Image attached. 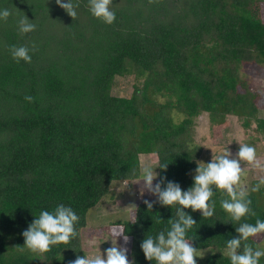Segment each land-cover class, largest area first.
Segmentation results:
<instances>
[{
  "label": "trees",
  "instance_id": "obj_1",
  "mask_svg": "<svg viewBox=\"0 0 264 264\" xmlns=\"http://www.w3.org/2000/svg\"><path fill=\"white\" fill-rule=\"evenodd\" d=\"M72 2L75 19L55 0H0V10L11 13L0 20V264H68L85 256L87 214L113 182L141 177L142 155L154 156L156 167L166 164L157 167V181L187 190L203 151L195 132L203 114L211 125L235 116L264 139L259 93L240 76L245 65L264 62V0H112V24L94 17L88 0ZM24 15L36 28L21 35ZM13 45L28 47L31 62L17 63ZM125 76L129 93L114 94ZM258 182L247 187L256 215L239 222L221 208L228 197L215 186L211 217L184 209L196 221L186 237L197 249L212 248L199 264H231L225 250L235 228L264 221V185L251 191ZM59 204L79 216L77 236L46 253L21 252L22 232ZM176 207L157 202L148 210L141 201L132 218L112 222L129 237L130 261L155 264L140 244L170 230ZM247 243L264 251L255 236Z\"/></svg>",
  "mask_w": 264,
  "mask_h": 264
},
{
  "label": "clouds",
  "instance_id": "obj_2",
  "mask_svg": "<svg viewBox=\"0 0 264 264\" xmlns=\"http://www.w3.org/2000/svg\"><path fill=\"white\" fill-rule=\"evenodd\" d=\"M151 3L152 0H149ZM55 3L61 7L72 19H75L77 12L72 0L62 2L55 0ZM112 0H88L89 11L91 14L101 19L106 24H112L115 21V13L109 9ZM11 15L8 9L0 10V20L7 21ZM24 15L18 20V30L21 35L35 30L36 25L29 22ZM32 50H35L33 45ZM30 49L26 46L10 47L13 59L19 63L20 60L30 63ZM25 100L33 101V97L26 96ZM247 162L253 168L264 172V162H261L256 155V149L247 143H239V150L235 156L229 151L212 156L208 163L197 164L193 183L187 190H182L179 183L167 181L164 178L153 184L158 173L155 168H166V164L153 167L145 163L141 169V181L144 189L156 196V201L149 202L144 200L148 210H151L153 203H159L162 206H175L176 219H169L170 230L160 231L153 238L148 236L140 244V248L147 261H155V264H197L194 257H202L203 253L192 245L191 240L186 237L188 230L196 224L192 216L184 211L190 208L193 212L199 210L204 218H209L214 214L215 202H211L214 195L213 186L217 190L226 193L228 199L220 201L221 208L230 214L232 221L239 222L242 217L247 215L255 216L256 213L250 208L251 200L248 199L249 189L241 184L243 169L241 162ZM164 186L161 187V184ZM264 185V177L251 188L252 192L259 191L260 186ZM128 185H125V188ZM79 216L71 207L59 204L49 212L42 210L38 217L29 224L28 228L22 232L24 237L22 252L28 249L34 253H46L51 247L58 244H68L71 239L77 236L75 224L78 223ZM159 222V221H157ZM238 236L226 241L225 254L230 259L231 264H259L260 257L264 256V251L254 249L247 241L260 233H264V221L256 219L255 224L240 223L235 228ZM115 238L123 237L125 243L128 236L122 225L112 229ZM127 248L116 244L105 249L104 255L77 256L68 264H134L127 258Z\"/></svg>",
  "mask_w": 264,
  "mask_h": 264
},
{
  "label": "rangeland",
  "instance_id": "obj_3",
  "mask_svg": "<svg viewBox=\"0 0 264 264\" xmlns=\"http://www.w3.org/2000/svg\"><path fill=\"white\" fill-rule=\"evenodd\" d=\"M262 18L264 20V3H261ZM240 76L249 80L255 91L259 93V105L264 117V62L260 64L245 65ZM131 76L119 77L115 81L113 88L114 94H127L130 91ZM196 139L202 145L203 151L199 159L200 163L211 161L212 156L229 151L235 156L239 150V143H247L256 149L257 158L264 162V139L259 136L255 125L245 130L235 116L228 115L223 124L211 125L206 114L201 115L196 123ZM154 156H141V169L145 163L156 167ZM244 170L241 176V184L250 187L253 180H260L264 177V172L253 168L247 162H241ZM157 172V168L154 169ZM195 171H191L190 176L193 178ZM158 176L154 179L153 184L157 183ZM125 185H128L125 188ZM156 196L144 189L141 177L129 182H113L111 191L104 197L90 212L87 214V226L81 230L82 248L85 256L104 255L105 249L117 245L127 248V258L129 259V237L125 243L123 237L113 235L112 229L119 226L114 225L116 220L130 219L133 217V208L136 203L148 200L153 201ZM256 239L264 246V233L255 236ZM212 248L198 249L203 253L202 257H194L197 264L202 262L210 253Z\"/></svg>",
  "mask_w": 264,
  "mask_h": 264
}]
</instances>
